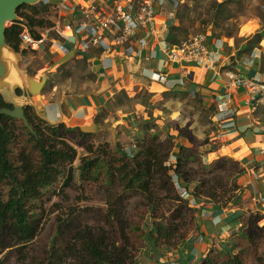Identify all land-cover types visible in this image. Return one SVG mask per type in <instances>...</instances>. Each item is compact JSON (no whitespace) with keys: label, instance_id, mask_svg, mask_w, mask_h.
<instances>
[{"label":"crops","instance_id":"obj_1","mask_svg":"<svg viewBox=\"0 0 264 264\" xmlns=\"http://www.w3.org/2000/svg\"><path fill=\"white\" fill-rule=\"evenodd\" d=\"M91 1L96 9H109L105 0ZM185 3L181 0L176 5L171 1L162 9L156 18L157 33L150 34L145 43L132 39L117 45L113 39L115 31L109 29L108 33L98 31L108 46L93 44L91 33L84 31L78 19H73L71 25L48 32L49 42L39 45L38 52L47 68L79 42L75 56L65 66L46 73L50 87L42 96L43 115L51 124L65 122L80 128L96 122L102 127L96 133L111 135L113 130L119 139H140L146 132H160L174 142V163L177 150H204L214 133L221 130L213 149L238 164L233 175L239 182L240 203L221 208L209 201L202 204L205 209L198 207L201 213L197 232L178 248L183 258L180 264H201L209 249L220 244L233 225H238L240 216L257 211L264 220V179L257 175L264 171L260 154L264 143V106L253 103L242 90L233 95L238 106L235 117L221 129L216 122L217 102L230 90L226 71L264 79V20L258 15L242 24L226 19L217 27L213 11L205 9L199 11L202 15H191L184 10ZM189 15L192 17L188 18ZM193 19L195 25L190 24ZM188 30L205 33L209 50L218 53L217 67H199L194 79H185L173 88L152 79L156 71H166L173 79L185 74L186 64L170 61L166 49L180 46ZM42 72L39 71L41 75ZM152 97L158 101L154 103ZM169 254L177 255L176 247H165L152 255L144 253L142 259L148 256L149 261L143 259L147 264H158Z\"/></svg>","mask_w":264,"mask_h":264},{"label":"trees","instance_id":"obj_2","mask_svg":"<svg viewBox=\"0 0 264 264\" xmlns=\"http://www.w3.org/2000/svg\"><path fill=\"white\" fill-rule=\"evenodd\" d=\"M194 1L200 2V0ZM211 1L214 3V14L217 17L215 24L219 27L223 20H231L235 17L239 8L248 0H239L238 3L233 4H227L224 0ZM49 5L48 3L23 4L18 9L22 20L11 22V25L7 26L6 42L24 56L29 53V49L23 43V32L26 31L34 39L40 40L48 28L55 26L53 20L44 15L48 11ZM257 8L260 9V6L258 5ZM191 10L189 7L188 13L193 15ZM191 15L188 18H191ZM31 51H35V49L32 48ZM35 61L39 63L36 65L37 70L44 71L46 69L43 66V58L37 57ZM33 66L31 64L26 66L30 75L36 73L31 68ZM45 87H48L47 84ZM45 87L43 93L48 92ZM18 94L23 95L25 92L19 90ZM4 107L12 108L13 105L0 94V110ZM25 113L35 132L30 131L22 122L20 129L26 136L24 140L26 148H22L16 157L11 154V144L17 139L16 122L18 119L7 114L0 115L1 246L7 237L12 240L29 242L38 235L43 217L41 210H37L36 204L45 195L47 188L62 178H65L64 186L72 185L70 181L76 160H80L76 170L81 182L100 179V171L106 168L104 179L107 187L122 184L126 191L141 190L145 194L149 192L147 195L149 213L154 220L147 233L154 248H175L188 236L185 220H189L188 213L192 206L188 199L182 198L176 191L175 178L185 182L187 188H193L191 194L197 201V205L211 201L214 205L225 208L238 200L239 182L235 175H232L231 191L228 194H226V188L220 184L215 188L211 186L206 189L198 179L192 178L193 170L189 168L190 160L183 156V152L189 151L186 147L177 152L176 165L175 163L170 166L166 165L161 152L155 145L158 133H152L156 137L154 140H147L144 137L143 144L133 154L126 152L120 143L114 148L118 154H111L110 142L105 141L98 146L88 145L86 147L88 152L80 156L76 146L68 142L69 136L79 134L81 136L79 144L84 146L87 138L93 136L92 133H84L79 127L68 126L65 122L51 124L42 119L31 104L27 105ZM194 151L205 153L204 156L207 153V150ZM34 153L38 154L37 158L33 156ZM227 161H229L228 158L220 157L217 165L222 166ZM205 167L211 166L206 164ZM158 180H160L159 191H152ZM206 182L205 184H208V181ZM114 194L115 192L108 199L111 211L108 219L111 216L117 218L120 214L116 208ZM168 200L170 202L168 209H172V212L171 216L167 218L166 213L160 209L167 207ZM241 219L243 216L239 217V223ZM73 227L74 222L70 219L60 220L57 233L52 238V250L47 264H62L64 254L67 252L66 248L68 247L71 252L76 245L77 249L86 254L82 256V260H84L82 264H135L138 256L136 253L139 249L128 240L126 234H124L123 246H118L116 240L110 239L104 232L96 236H85L83 233L77 232L74 236L76 243H64L65 236L63 234L68 228ZM197 227H199V223ZM214 248L209 249L207 256L201 262L202 264H246L244 250L222 252V255L228 256L219 262Z\"/></svg>","mask_w":264,"mask_h":264},{"label":"rangeland","instance_id":"obj_3","mask_svg":"<svg viewBox=\"0 0 264 264\" xmlns=\"http://www.w3.org/2000/svg\"><path fill=\"white\" fill-rule=\"evenodd\" d=\"M46 1L47 0H40L38 5L43 3L50 4L48 11L44 15L51 18L55 23V26L48 28L45 35L48 32L50 33L53 29L57 30L58 27H66L71 24L70 14H64L60 11L59 6L61 3L59 0ZM87 1L90 4L92 3L91 0ZM224 1L227 4H233L238 3L239 0ZM194 5H196V7H193ZM258 5L260 6V9L257 8ZM189 7L192 9L191 12L193 11L192 13L197 16L202 15L199 14V11H203L205 9L213 12L215 11L214 3L211 0H200L199 3H196L194 0H186L184 10H189ZM208 10L206 11V14L210 15ZM22 11H24V9H22ZM238 11L239 12H236L235 17L231 19L236 20L235 22L238 24H242L248 19L253 20V18L257 15L260 18V12L264 15V0H248L242 7L239 8ZM77 15L78 14L76 13L74 16ZM8 25H11V22L8 23ZM230 25L231 24L229 23L228 26L230 27ZM43 44L46 45L47 43ZM27 48L29 49V53H27L26 56L21 53L22 60L20 62V66L21 68L27 70L26 66L30 64L31 66L34 65L31 68L36 73L32 76L38 81L41 78V74L39 73V70H37L36 65L39 63L35 61V59L37 57L40 58L39 56H41L38 52L39 48H33L35 51H31L32 47L30 46ZM65 65L66 64L63 66ZM45 89H49V87H45ZM42 96L43 93L38 96L35 101L40 100L43 102ZM22 100L24 102L27 99L22 95L21 101ZM32 106L35 111H37L36 106ZM22 122L23 121L20 119L17 120L16 132L18 135L17 139L11 144V154L15 157L22 148H26L24 142L26 136L20 129ZM152 132L153 131L146 132L145 139L154 140L156 137H154ZM92 134L93 136L91 135L87 138L84 146L79 144L81 141V136L79 134H71L73 136H69L70 140L68 139V142L76 146L80 156L88 152L86 148L88 145L94 144V146H98L100 143L105 141L110 142V153L115 155L118 154V151H115L114 149L118 143H120V146L129 154L136 152V150H138V148L143 144V138L119 139L116 132L115 135H110L109 132H94ZM119 135L121 137L123 136L122 134ZM155 145L157 150L161 152V156H163L166 165L170 166L171 164H174V160L171 159L172 152L174 151V142L165 138V136H162L159 132L158 140L155 141ZM213 148H210L209 150H212ZM183 153V156L190 160L189 168L193 170L192 178L198 179L204 185L203 188L208 189L211 186L215 188L218 184H220L222 187L226 188V194L230 193L232 175L234 170L238 169L237 163L235 164L233 161H227L226 164L219 166L217 165L218 159L211 162L208 160L207 155L201 156L200 152L189 150ZM37 155L38 154L36 153L33 154L35 158H37ZM109 158H111V156H109ZM79 163L80 160H76L74 162L73 176H71L70 181L72 183L71 186H64L63 182L65 181V178H62L52 186L48 187L45 195L40 198L36 204L37 210H41L43 217L38 235L29 242L18 241L16 239L12 240L7 237L3 242V246L0 244V264H47L52 250V238L57 233V227L60 220L64 218H68L74 222V227L71 229L68 228L63 234V236H65L64 243H76L74 236H76L77 232H81L85 236H96L104 232V234L109 236L110 239L116 240V244L118 246L124 245V234H126L128 240L135 244V246L139 249L136 255L140 256L141 259L143 257L142 254L144 255V253H150V255H152L153 251L161 249L154 248V244L151 242L147 233L148 228L152 227V221L154 220L149 213L147 197L149 192L145 194L142 193L141 190L126 191L122 184H115L107 187L104 179L106 168H103L100 171V179H90L81 182L78 179L79 176L76 170V166ZM206 164L211 167H205ZM172 174L175 175L174 173ZM206 181H208V184H205L207 183ZM159 183L160 180H158L154 185L152 191H159ZM181 183L185 182L182 181ZM175 186L178 194L182 198L185 197L186 200L188 199L190 206H192V209L188 213L189 220H185V228L188 227L187 238L197 230V224L199 223L198 217L201 213V209L199 208H204L205 206L201 204L197 205L195 201H191L194 198L191 194V190L193 189L192 187H190V189L187 187L184 189L176 182ZM114 192L115 194L113 197H116V208L120 211V214L117 218L111 216L110 219H108V215L111 212L108 199ZM186 192L187 195L185 196ZM237 201L232 202V204L238 206L240 203L239 199ZM169 206L170 202L168 200L167 207L160 209L166 213L167 218L168 216H171L172 212V209H168ZM242 216L243 219H241V222L238 223V225H233L229 232L224 235L223 239L219 238L221 239V243H224L215 245V254H217L219 262H222V260L228 256L222 255V252H241L244 250L246 264H264V225H261L262 215L255 211L245 213ZM178 246L176 247L177 258L178 260L183 261ZM76 247L77 245L74 246V249L71 252L68 247L66 248L67 252L64 254V261L62 264L84 263L82 256L86 254ZM142 251L143 253H141ZM146 258L143 259H145V261H149L146 260Z\"/></svg>","mask_w":264,"mask_h":264},{"label":"built area","instance_id":"obj_4","mask_svg":"<svg viewBox=\"0 0 264 264\" xmlns=\"http://www.w3.org/2000/svg\"><path fill=\"white\" fill-rule=\"evenodd\" d=\"M171 1H175L176 5H179L181 0H105L108 10L96 9V5L90 4L87 0H59L61 3L59 8L64 14H70L71 24L73 19H78L81 22L84 31L90 32L93 36L91 43L102 44L106 47L108 44L103 35L98 32L100 30L107 32L109 29H113L115 31L113 39L117 45H124L132 39L139 40L142 43L147 42L150 34L157 33L156 18L158 14ZM173 12L175 13L176 10L174 9ZM76 13L78 15L74 16ZM185 33L180 46L166 49L170 61L177 64H186L185 74L181 78L174 79L166 71H156L152 74V79L170 88L183 83L185 79H194L199 67L213 69L219 64L218 53L209 50L205 33L190 30L185 31ZM22 40L26 47L30 46L32 48H37L39 45L49 42L47 35H44L40 40H36L26 31L22 34ZM225 78L230 90L224 98L218 100L216 106V122L221 126L220 129L224 127L228 120H232L238 112V106L233 99L234 94L243 90L249 94L253 103L264 106L263 78L260 76L246 77L233 70L226 71ZM152 100L154 103L158 101L157 98L153 97ZM220 132L221 130L215 132L210 141L206 143V155L211 162L221 157L218 150H209L218 144L217 140L220 138ZM260 154L264 158V143L260 147ZM259 173L261 172H258L257 175L264 179V171L261 174ZM175 182L184 189L187 187L178 178H175ZM240 198L242 199L241 196ZM191 201L197 203L194 198ZM262 203H264V196ZM261 225H264V220ZM180 263L176 254H169L167 259L164 258L161 263L158 262V264ZM135 264L147 263L140 256H137Z\"/></svg>","mask_w":264,"mask_h":264},{"label":"water","instance_id":"obj_5","mask_svg":"<svg viewBox=\"0 0 264 264\" xmlns=\"http://www.w3.org/2000/svg\"><path fill=\"white\" fill-rule=\"evenodd\" d=\"M40 0H0V94L4 96L7 102L13 105L12 108L4 107L0 110L1 114H7L13 118L22 120L30 131L35 132L30 121L25 113V103L21 101V96L18 91L25 92L23 96L28 99L31 105L36 106L37 114L46 120L43 115L44 104L37 97L42 94V91L48 83L47 72L54 70L57 66L63 65L65 62L72 59L78 49V43L75 44L73 49L67 52L64 56L57 59L49 67H47L38 81L29 74V72L20 66L22 60L21 52L19 53L6 42V29L8 23L20 21L22 17L18 13V9L23 4L36 5ZM60 122H55L57 124ZM53 124V123H52ZM102 127L96 123H90L80 127L84 133H96ZM115 135V131L112 130Z\"/></svg>","mask_w":264,"mask_h":264},{"label":"bare ground","instance_id":"obj_6","mask_svg":"<svg viewBox=\"0 0 264 264\" xmlns=\"http://www.w3.org/2000/svg\"><path fill=\"white\" fill-rule=\"evenodd\" d=\"M260 14H261L260 18H261L262 20H264V15L262 14V12H260ZM195 23H196V20H194V19L190 21V24H191V25H195Z\"/></svg>","mask_w":264,"mask_h":264},{"label":"flooded vegetation","instance_id":"obj_7","mask_svg":"<svg viewBox=\"0 0 264 264\" xmlns=\"http://www.w3.org/2000/svg\"><path fill=\"white\" fill-rule=\"evenodd\" d=\"M42 93H43V91H42ZM20 96H22V95H20ZM29 104H30L29 101H26V103H25V110H26L27 105H29ZM36 113H37V111H36Z\"/></svg>","mask_w":264,"mask_h":264},{"label":"clouds","instance_id":"obj_8","mask_svg":"<svg viewBox=\"0 0 264 264\" xmlns=\"http://www.w3.org/2000/svg\"><path fill=\"white\" fill-rule=\"evenodd\" d=\"M262 221H263V220H262ZM262 221H261V222H262Z\"/></svg>","mask_w":264,"mask_h":264}]
</instances>
